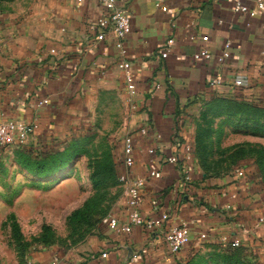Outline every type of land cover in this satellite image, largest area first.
I'll list each match as a JSON object with an SVG mask.
<instances>
[{
    "label": "crops",
    "instance_id": "obj_1",
    "mask_svg": "<svg viewBox=\"0 0 264 264\" xmlns=\"http://www.w3.org/2000/svg\"><path fill=\"white\" fill-rule=\"evenodd\" d=\"M119 4L125 5L130 22L124 45L137 83L131 102L117 66L114 35L101 33L96 24L100 0H0V120L38 125L23 146L48 149L107 110H118L119 131L125 132L115 140L118 160L123 138L131 135V175L145 177L151 169L162 173L161 178H148L140 205L147 217L169 213L160 227L132 226L125 233L110 228L105 219L72 251L54 254L48 264H177L210 244H222V235L263 253L260 178L251 165L210 174L196 156L193 125L206 103L228 94L264 106V12L236 14L231 0ZM169 38L170 53L162 57ZM225 42L230 43V56L219 63L215 56ZM202 49L212 57L195 60L194 53ZM212 78L222 84L211 86ZM237 79L243 86L234 88ZM143 126L144 135L139 132ZM189 142L193 153L188 159L184 146ZM149 148L154 155L147 153ZM170 154L179 156L177 165L166 162ZM185 170L189 181L183 178ZM124 198L112 213L120 223L125 222ZM180 224L191 235L173 254L165 234ZM198 232L212 239L197 242Z\"/></svg>",
    "mask_w": 264,
    "mask_h": 264
},
{
    "label": "rangeland",
    "instance_id": "obj_2",
    "mask_svg": "<svg viewBox=\"0 0 264 264\" xmlns=\"http://www.w3.org/2000/svg\"><path fill=\"white\" fill-rule=\"evenodd\" d=\"M62 141L49 153L47 173L28 171L16 150L0 153V264H48L59 252L73 250L84 238V219L94 225L109 219L123 197L115 180V140L119 111L107 110ZM112 115H117L114 119ZM194 148L210 174H229L264 163V106L234 94L205 104L194 122ZM63 160L64 168H55ZM41 163L40 160H36ZM260 178V177H259ZM89 228V226H88ZM210 244L195 264H264V252Z\"/></svg>",
    "mask_w": 264,
    "mask_h": 264
},
{
    "label": "built area",
    "instance_id": "obj_3",
    "mask_svg": "<svg viewBox=\"0 0 264 264\" xmlns=\"http://www.w3.org/2000/svg\"><path fill=\"white\" fill-rule=\"evenodd\" d=\"M120 1L123 4H127L130 0H100L103 8L99 17L96 19V24L101 33L111 32L114 35V44L119 53L117 66L122 71L125 93L128 101L131 102L136 91L137 83L132 72L131 63L126 58L127 51L124 41L130 32V22L125 5H120ZM231 1V10L236 14H245L249 17H253L258 12H264V0ZM202 39L206 40L205 37ZM172 43V38H169L166 41L161 51L162 57H166L170 53V45ZM261 54L264 56V44ZM229 56L230 43L225 42L220 54L215 56V60L222 63ZM211 57L212 54L207 49H202L193 55L195 60H207ZM209 84L215 87L221 85L222 82L219 78H212ZM232 86L234 88H239L243 86V83L240 79H237L232 82ZM46 102L47 100H44L42 104ZM37 127L38 125L35 122L0 120V149L14 150L17 147L24 145L26 140L36 132ZM139 132L143 135L146 134L147 127H141ZM120 152L121 157L116 162V170L118 183L124 185L125 198L123 214L125 222L120 223L116 216H110L108 219L109 227L125 233H129L132 226H142L146 230H153L156 227H160L163 222L169 219V213L163 212L159 217H147L140 212V205L142 192L148 178H161L162 173L156 169H151L145 177H133L131 175V168L133 166V140L131 135H126L123 138ZM184 152L186 158H191L193 153V144H191V142L185 144ZM147 153L154 155L155 149L149 148ZM165 160L169 164L177 165L180 158L177 154H170L165 157ZM183 178L186 181H189L190 179L189 173L186 170L184 171ZM190 235V230L185 224L171 226L165 234V242L169 251L173 254L179 253L188 242ZM210 238L211 237L205 232H198L195 236L197 242H202L203 240H208ZM219 241L222 244H230L232 247L241 246V241L238 238L230 239L226 235H222L219 238ZM50 264H57V260H53Z\"/></svg>",
    "mask_w": 264,
    "mask_h": 264
},
{
    "label": "trees",
    "instance_id": "obj_4",
    "mask_svg": "<svg viewBox=\"0 0 264 264\" xmlns=\"http://www.w3.org/2000/svg\"><path fill=\"white\" fill-rule=\"evenodd\" d=\"M49 149V148H48ZM48 149H42V150H37L33 148H29L26 146H19L14 151L16 150V156H17V161L20 164V166L24 167L28 171H35V172H40L42 174L47 173L49 168H47V163L50 160H53L56 158L59 153H49L50 151ZM36 160H40L41 163L37 162ZM64 162L61 160L58 164V166L55 168H64ZM258 169L260 171V180L263 184L264 187V163H259L258 164ZM116 170V168H115ZM115 180H117V170L115 171ZM94 222L88 219H84L80 226H85V231L83 232L84 235L90 231V228L94 225ZM89 226V228H88ZM241 247V246H240ZM240 247H233V249H238ZM198 255V253L192 255L188 260L185 262H180L177 264H195L194 258Z\"/></svg>",
    "mask_w": 264,
    "mask_h": 264
}]
</instances>
